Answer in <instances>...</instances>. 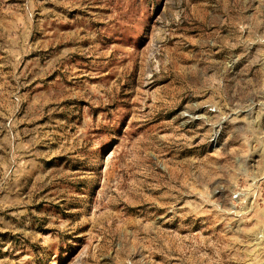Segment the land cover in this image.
<instances>
[{
  "label": "rangeland",
  "instance_id": "obj_1",
  "mask_svg": "<svg viewBox=\"0 0 264 264\" xmlns=\"http://www.w3.org/2000/svg\"><path fill=\"white\" fill-rule=\"evenodd\" d=\"M0 264H264V0H0Z\"/></svg>",
  "mask_w": 264,
  "mask_h": 264
}]
</instances>
